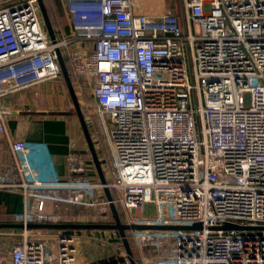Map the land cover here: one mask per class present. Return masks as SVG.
<instances>
[{
  "label": "built area",
  "instance_id": "1",
  "mask_svg": "<svg viewBox=\"0 0 264 264\" xmlns=\"http://www.w3.org/2000/svg\"><path fill=\"white\" fill-rule=\"evenodd\" d=\"M169 1L149 16L135 0H61L69 31L52 43L37 0H0V136L5 98L63 82L59 47L110 166L105 184L63 179L45 143L10 139L16 177L0 173V189L22 194L23 224L59 221L29 206L42 194L112 222L104 186L123 223L201 224L129 230L136 264H264V0ZM225 222L263 229L214 228ZM22 229L0 232V264H130L107 230Z\"/></svg>",
  "mask_w": 264,
  "mask_h": 264
},
{
  "label": "crops",
  "instance_id": "2",
  "mask_svg": "<svg viewBox=\"0 0 264 264\" xmlns=\"http://www.w3.org/2000/svg\"><path fill=\"white\" fill-rule=\"evenodd\" d=\"M58 28L61 27L58 26ZM4 102L9 119L5 124L8 135L0 136V173L2 175L11 179L16 177L10 139L45 143L53 170L60 178L75 177L76 179L79 174H84L75 168L71 169L67 163L71 155H79L85 151V147L87 148L77 117L74 113H54L55 111H73V108L69 106L71 100L64 82H46L5 98ZM92 164V161L91 164L86 163V169L89 175L97 177ZM38 167L42 170L47 169L43 163ZM24 205L23 196L19 192L0 189V209L18 212L25 208ZM29 206H35L34 200H30Z\"/></svg>",
  "mask_w": 264,
  "mask_h": 264
},
{
  "label": "water",
  "instance_id": "3",
  "mask_svg": "<svg viewBox=\"0 0 264 264\" xmlns=\"http://www.w3.org/2000/svg\"><path fill=\"white\" fill-rule=\"evenodd\" d=\"M39 6V14L41 16V25L44 31L47 33L49 40L54 43L56 41V35L51 24L49 15L47 13L45 4L43 0H37ZM73 51L80 56L87 55V49L85 48H73ZM54 52L56 55L57 62L61 69L62 79L65 84L66 90L69 94L70 100L73 105V111H55L54 113H63V114H72L74 113L77 117L79 125L81 127L87 150L91 156V161L94 165L95 171L97 173V177L102 184L106 183V178L96 152V148L94 146L92 137L90 135L88 125L85 121V117L82 113V109L79 103V100L76 96L72 81L69 76V72L65 61L62 57L61 51L59 47L54 48ZM103 192L105 198L109 201V209L112 216V222L109 223H97V222H79V221H58V222H50V221H39V222H29L26 224L18 223V222H0V228H27V229H45L46 231L50 230H116L119 234L121 244L123 249L128 255L130 264H136L134 258L132 256V252L130 250V246L127 240L126 231L127 230H138L144 228H155V229H199L201 227L200 223H195L190 226H180V225H142V224H126L121 222L117 209L112 202V196L110 194V190L108 187L104 186ZM216 229H221L224 231L230 230H259L263 229L260 226H243L236 223L225 222L220 224L219 226L214 227Z\"/></svg>",
  "mask_w": 264,
  "mask_h": 264
},
{
  "label": "rangeland",
  "instance_id": "4",
  "mask_svg": "<svg viewBox=\"0 0 264 264\" xmlns=\"http://www.w3.org/2000/svg\"><path fill=\"white\" fill-rule=\"evenodd\" d=\"M59 1L61 2V0H59ZM169 2H170L169 0H135L136 6H140L142 8V10L145 13H147L149 16H152L151 14L159 15L162 12V10H163L162 7L165 5V3H169ZM49 3L53 4V0H49ZM60 5H61V7L58 8L59 12L61 14H64L65 22L69 24L68 18L65 14L64 7L62 5V2L60 3ZM53 12L55 13V10ZM54 16H55V14H54ZM56 18L57 19H55V22H57V20H59L57 16H56ZM84 94L87 96L89 94V91L85 90ZM86 96H85V100H86ZM78 100L81 104L82 101H80L81 99L79 97H78ZM69 106L71 108H73V105L71 104V102L69 103ZM81 109H82V111H84L86 119L88 118L87 122L91 128V133H93L94 126L92 123H90L91 116H89L87 110H85L84 108H81ZM107 124H108V126H110L111 123L108 122ZM94 125H95V123H94ZM84 150L85 151L81 154L79 153V155L78 154H76L75 156L71 155L70 159L67 160V163L70 165L71 169L75 168V170L84 173V174L78 175V178H80V179H86V178H89L91 176L88 174L89 172L86 169L87 165L85 166L86 163L91 164V156H90L89 151L87 150L86 147L84 148ZM97 154H98L99 158H101L100 163H101L104 175L106 177H108L110 175V173H109L110 172L109 162L102 155L100 148L97 149ZM73 178L75 179V177H73ZM16 192H19V191H16ZM49 194L53 195V196H60V197L65 195L64 192H50ZM42 195H43L42 200L41 199H35L34 203H35V207H38L39 205L41 206L43 215L46 217V219L54 217L55 219H57V221L58 220L59 221H69V220H75L76 221V220H80L81 218H83L84 215L90 216V215H93L95 212L94 209L90 208L89 206L77 205V204H73V203H64V202H61L60 200L53 201L50 199H45L44 194H42ZM1 209H3V208H1ZM20 213H21V211L18 213L16 212L14 214L18 215ZM16 215H15V217H16ZM1 217H5V213H1ZM15 217L12 218V220L18 221L19 219L15 218ZM11 231H13L15 233V235L11 236L12 239L17 240V241H19V240L21 241L23 239L25 230L22 228H16L14 230H12L10 228H0V232H2V233H7V232H11ZM38 232H43V230L42 229L31 230V234H37ZM80 232L86 233L89 235L94 233L95 235H97L98 238H101L106 233L104 231L98 232L96 230H90V229L79 230V233ZM107 234L112 238V240L118 241L120 238L119 234L116 230H112V231L107 230ZM2 236L5 237V235H2ZM52 264H54V263H52Z\"/></svg>",
  "mask_w": 264,
  "mask_h": 264
},
{
  "label": "trees",
  "instance_id": "5",
  "mask_svg": "<svg viewBox=\"0 0 264 264\" xmlns=\"http://www.w3.org/2000/svg\"><path fill=\"white\" fill-rule=\"evenodd\" d=\"M43 1H44L46 10H47V13L49 15V18H50V21H51V24L53 26L54 31H57L58 26H60L65 32H68L69 31V25H68V23L65 22L64 14H61L59 12V9H58L61 7V5H60L61 2L59 0H53V4H52V3H49V0H43ZM54 10H55V13L53 12ZM54 14H55V16H54ZM56 16L58 17V19L61 22L59 20H57V22H55V19H57ZM69 76H70V79L73 83L74 78H73L72 74H69ZM82 113L85 117L84 111H82ZM88 129H89V132L91 135V128L89 125H88ZM93 143H94V146H95L96 152H97L98 147L96 146L95 140L93 141ZM92 166H93V164H92ZM18 212H20V211H18ZM1 213H5V217H1ZM14 213H16V212H8L5 209H0V222H13L12 218H14L16 215ZM69 221H75V220H69ZM109 221H112L111 213L109 214ZM42 230L45 231V229H42ZM62 231H70V230H62ZM126 236H127V240H128L129 246H130V250L132 252V256L137 261V251H136L135 245H134V243H133V241L129 235V230L126 231Z\"/></svg>",
  "mask_w": 264,
  "mask_h": 264
}]
</instances>
